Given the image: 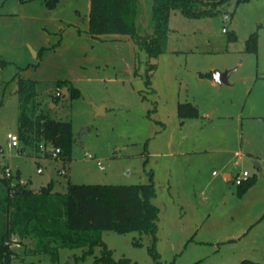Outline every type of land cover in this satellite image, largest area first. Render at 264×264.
Here are the masks:
<instances>
[{
  "label": "rangeland",
  "instance_id": "1",
  "mask_svg": "<svg viewBox=\"0 0 264 264\" xmlns=\"http://www.w3.org/2000/svg\"><path fill=\"white\" fill-rule=\"evenodd\" d=\"M143 1L149 18L150 1ZM212 12L190 17L172 10L167 50L151 58L128 36L94 37L90 0L53 7L0 0V176L9 165L13 181L19 173L34 190L53 181L59 192L69 183L153 181L159 207L156 237L103 230L92 252L60 247L55 256L14 245L20 255L11 264H95L105 247L125 264H159L152 248L163 263H264V0H231ZM254 32L255 51L247 49ZM227 70V83L209 76ZM19 77L39 80L42 109L71 121L69 158L9 145L7 134L18 135ZM185 102L199 115L181 116ZM243 170L256 181L240 194L224 174Z\"/></svg>",
  "mask_w": 264,
  "mask_h": 264
},
{
  "label": "trees",
  "instance_id": "2",
  "mask_svg": "<svg viewBox=\"0 0 264 264\" xmlns=\"http://www.w3.org/2000/svg\"><path fill=\"white\" fill-rule=\"evenodd\" d=\"M59 0H46L51 7ZM149 18L144 15L143 0H90L89 32L97 38L102 35H127L149 57H157L167 50L172 10L180 9L190 17H202L231 0H149ZM249 0H236L237 4ZM236 39L233 31L229 40ZM257 32L248 39L247 49L257 50ZM155 65H151L154 68ZM213 78V73H209ZM40 81L19 77L17 93L18 135L21 143L35 146L41 154L40 144H51L61 149L60 156L69 158L73 146L71 121L56 119L42 109L39 93ZM78 95V89L70 86ZM62 96L57 91V97ZM181 116L199 115L192 102L180 103ZM19 151H24L19 148ZM40 152V153H39ZM256 181L251 176L239 185L244 193ZM156 196L154 182L136 184L69 183L66 192L54 190L51 181L38 190L12 179L0 176V264H11L20 254L15 246L25 245L26 253L49 252L55 256L60 247H89L93 251L102 244L103 230L125 233L130 230L149 232L156 237L159 207L153 203ZM30 243L29 246L26 244ZM15 245V246H14ZM159 264L156 249L152 248ZM95 264H125L116 261L107 247ZM197 264V263H194ZM237 264H264L243 259Z\"/></svg>",
  "mask_w": 264,
  "mask_h": 264
},
{
  "label": "built area",
  "instance_id": "3",
  "mask_svg": "<svg viewBox=\"0 0 264 264\" xmlns=\"http://www.w3.org/2000/svg\"><path fill=\"white\" fill-rule=\"evenodd\" d=\"M226 18H227V15H226ZM226 30L227 29L224 28V31H226ZM7 137L9 139L8 143L10 146H14V147L20 146L21 141H20L19 135L12 133V132H9L7 134ZM40 151H41V153H44V154L47 153L51 157H59L61 149L59 147H55L51 144L41 143L40 144ZM98 164L100 165V168L103 169L101 162H98ZM1 170H2V176L3 177H7L10 179L13 178L14 174H13V170H12L11 166L7 165V166L1 168ZM37 170H38V172H42L41 167H38ZM59 172L62 174H66V169L62 168L61 170H59ZM250 177H251V174L247 170L239 171L234 175L233 182H235L237 185H240V184L244 183L245 181H247ZM18 183H20L22 185H26V181L23 179L19 180ZM12 184L15 185L16 182H14L12 180ZM16 245L19 246V244H16Z\"/></svg>",
  "mask_w": 264,
  "mask_h": 264
},
{
  "label": "water",
  "instance_id": "4",
  "mask_svg": "<svg viewBox=\"0 0 264 264\" xmlns=\"http://www.w3.org/2000/svg\"><path fill=\"white\" fill-rule=\"evenodd\" d=\"M33 53L37 55V52L35 50H33ZM232 70H227V71H214L213 72V78L216 82L219 83H227L228 82V78L231 74ZM67 88L66 89H62V93H66L67 92ZM97 113H101L104 110L103 106H95ZM86 130V129H85Z\"/></svg>",
  "mask_w": 264,
  "mask_h": 264
},
{
  "label": "crops",
  "instance_id": "5",
  "mask_svg": "<svg viewBox=\"0 0 264 264\" xmlns=\"http://www.w3.org/2000/svg\"><path fill=\"white\" fill-rule=\"evenodd\" d=\"M103 36V35H102ZM101 36V37H102ZM116 37L118 36V38H120V39H122V38H124V37H126L127 35H121V34H117V35H115ZM100 37V38H101ZM38 54V53H37ZM213 80H214V78H213ZM215 81V80H214ZM213 114V112H208V114H207V116H211ZM0 152H3V148L0 146ZM255 165H256V167L257 168H259V167H261V165H260V163L259 162H255ZM236 174V173H235ZM234 174V175H235ZM234 175H233V172H231V171H228V172H226L225 174H224V177L226 178V179H228V180H232L233 181V177H234ZM21 179H23V178H21V175L18 173V180L17 181H14V182H18L19 180H21ZM23 180H25V179H23ZM26 181V180H25ZM28 181H26V186L28 187Z\"/></svg>",
  "mask_w": 264,
  "mask_h": 264
}]
</instances>
